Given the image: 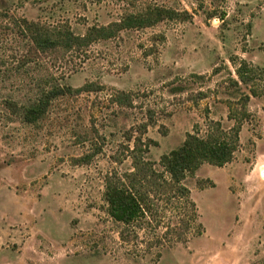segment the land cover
I'll use <instances>...</instances> for the list:
<instances>
[{
	"label": "rangeland",
	"instance_id": "1",
	"mask_svg": "<svg viewBox=\"0 0 264 264\" xmlns=\"http://www.w3.org/2000/svg\"><path fill=\"white\" fill-rule=\"evenodd\" d=\"M154 6L175 14L113 24ZM36 36L60 44L42 51ZM56 86L65 94L46 115L24 121L18 107ZM242 108L234 160L185 181L198 209L189 241L155 242L186 217L179 196L123 241L104 192L108 174L134 170L136 137L162 169L187 133L206 135L209 119L229 129ZM262 137L264 0H0V264H264Z\"/></svg>",
	"mask_w": 264,
	"mask_h": 264
},
{
	"label": "trees",
	"instance_id": "2",
	"mask_svg": "<svg viewBox=\"0 0 264 264\" xmlns=\"http://www.w3.org/2000/svg\"><path fill=\"white\" fill-rule=\"evenodd\" d=\"M146 12L147 14L133 18L124 17L121 22L113 24L121 30L122 24L125 25L127 20L133 24L145 22L154 16L155 22H158L173 18L172 15L175 14L174 10L156 6L147 8ZM93 30L97 29L94 27ZM34 43L42 51L55 49L60 44L57 39L48 36H36ZM251 70L248 63L243 61L238 69L239 80L244 83L251 81ZM62 94H65V90L60 86L44 91L37 101L18 107L21 118L28 123H37L46 115L52 100ZM251 95L258 96L259 93L252 89ZM251 95H244L243 105L250 100ZM249 117L250 113L244 108L237 114H230V119L236 123L229 129H226L221 121L209 119L206 135L189 132L181 146L161 156L162 169L157 168L155 163L145 157L151 143L141 135L136 137L135 146L129 147L134 170L124 174L114 171L106 177L104 198L107 212L122 225L121 239L131 241L138 238L139 229L150 224L154 214L161 210L158 201H172L173 197L179 196L185 201L186 217H183L178 225H169L162 235H157L155 242L162 246L164 243L188 242L191 224L198 216V209L191 197V189L185 181L188 176L196 174L204 163L223 167L232 162L240 146L243 124ZM150 142L158 145L153 139Z\"/></svg>",
	"mask_w": 264,
	"mask_h": 264
},
{
	"label": "crops",
	"instance_id": "3",
	"mask_svg": "<svg viewBox=\"0 0 264 264\" xmlns=\"http://www.w3.org/2000/svg\"><path fill=\"white\" fill-rule=\"evenodd\" d=\"M244 131H245V124H243L242 131H241V133H240V144H241V142H242L241 139H242V136H243ZM257 141H258L257 144H258L259 147H260V146H264V137H262V138H258ZM259 147H258V148H259ZM228 164H230V163H228ZM259 169H261V168H260V165H259V162H258L254 170L259 171ZM254 170H253V171H254ZM259 181H260V180H259ZM261 181L264 182V180H262V179H261Z\"/></svg>",
	"mask_w": 264,
	"mask_h": 264
}]
</instances>
